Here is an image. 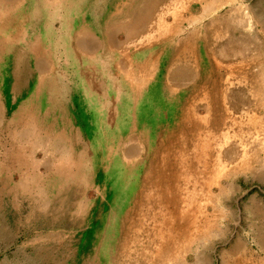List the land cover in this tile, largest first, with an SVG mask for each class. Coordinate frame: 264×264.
Instances as JSON below:
<instances>
[{"label": "rangeland", "instance_id": "obj_1", "mask_svg": "<svg viewBox=\"0 0 264 264\" xmlns=\"http://www.w3.org/2000/svg\"><path fill=\"white\" fill-rule=\"evenodd\" d=\"M170 3L169 20L186 26L189 12L203 8L202 28L218 50L205 61L217 72V97L170 116L151 140L144 130L106 132L104 148L76 150L84 164L70 166L73 191L49 212L32 207L38 195L8 197L0 207V264H264V0ZM161 14L154 34L166 22ZM1 16L0 4V32ZM242 97L253 107L243 116ZM188 111L199 121L193 135L180 128ZM3 112L0 105V163L17 162L5 174L41 175L40 164H25L47 153L2 146L13 119ZM21 163L22 170L10 166Z\"/></svg>", "mask_w": 264, "mask_h": 264}, {"label": "crops", "instance_id": "obj_2", "mask_svg": "<svg viewBox=\"0 0 264 264\" xmlns=\"http://www.w3.org/2000/svg\"><path fill=\"white\" fill-rule=\"evenodd\" d=\"M171 1L176 2L0 0V105L3 116L13 117L5 129L10 140L2 146L47 153L40 162L32 158L25 164H40L44 172L38 176H7V165L17 162L3 158L0 207H6L8 197L16 202L38 195L32 207L51 211L58 196L73 191L70 166L84 164L76 150L90 143L104 148L106 132L144 130L151 140L170 116L182 114L196 100L217 97V72L205 61L211 63L213 54L217 58L218 50L202 28L203 8L189 12L186 26L169 20L170 6L176 4ZM159 13L166 22L154 34L151 26ZM244 98L237 99L238 107L245 105L242 116L253 108L251 97ZM215 102L213 117L220 113ZM185 117L180 128L191 135L199 121L191 111ZM10 166L24 169L23 163ZM80 176L81 182L88 179Z\"/></svg>", "mask_w": 264, "mask_h": 264}, {"label": "bare ground", "instance_id": "obj_3", "mask_svg": "<svg viewBox=\"0 0 264 264\" xmlns=\"http://www.w3.org/2000/svg\"><path fill=\"white\" fill-rule=\"evenodd\" d=\"M171 7V6H170ZM169 8V7H168ZM244 107H245V105H244ZM207 132V131H206Z\"/></svg>", "mask_w": 264, "mask_h": 264}]
</instances>
